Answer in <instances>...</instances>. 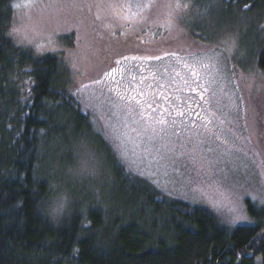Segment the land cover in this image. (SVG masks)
Returning <instances> with one entry per match:
<instances>
[{"label":"rangeland","instance_id":"rangeland-1","mask_svg":"<svg viewBox=\"0 0 264 264\" xmlns=\"http://www.w3.org/2000/svg\"><path fill=\"white\" fill-rule=\"evenodd\" d=\"M205 1L12 0L8 38L70 70L73 98L128 172L233 230L254 223L247 201L264 207V74L253 61L264 18L201 19ZM189 27L214 42L202 47ZM140 41L163 46L140 54ZM100 145L90 136L57 166L54 219L78 191L110 216L137 206Z\"/></svg>","mask_w":264,"mask_h":264},{"label":"trees","instance_id":"trees-1","mask_svg":"<svg viewBox=\"0 0 264 264\" xmlns=\"http://www.w3.org/2000/svg\"><path fill=\"white\" fill-rule=\"evenodd\" d=\"M11 2L0 0V264H264V207L247 201L254 223L229 230L208 211L167 199L128 172L73 98L70 70L56 56L8 38ZM233 14L264 18V0H207L197 11L210 20ZM191 28L197 44L214 42ZM132 46L146 54L163 45ZM253 61L264 74V48ZM90 136L137 206L110 216L78 191L54 219L57 166L73 163V147Z\"/></svg>","mask_w":264,"mask_h":264}]
</instances>
